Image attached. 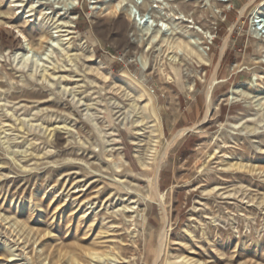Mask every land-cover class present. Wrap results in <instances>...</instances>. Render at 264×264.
I'll list each match as a JSON object with an SVG mask.
<instances>
[{"label":"rangeland","instance_id":"374dc122","mask_svg":"<svg viewBox=\"0 0 264 264\" xmlns=\"http://www.w3.org/2000/svg\"><path fill=\"white\" fill-rule=\"evenodd\" d=\"M24 1L58 22L35 19L12 0H0V99L9 100H0V116L10 108L29 123L59 122L67 130L60 131L58 141L54 136L48 141L36 128L42 137L35 142L37 150L47 153L29 163L28 156L21 158V151L30 147L26 134L16 129L0 134V161L5 162L0 164V264H75V259L80 264H264V127L246 132L220 126L243 110L255 113L260 108L264 48L258 42L264 40V0ZM182 2L185 16L179 17L186 24L173 19ZM111 6L116 15L108 14ZM157 16L171 22L164 33L178 36L180 27L187 25L191 39L208 53L207 65L192 67L190 95L179 83L166 80L159 61L164 48L142 47L147 38L144 22H153V29ZM60 22L74 26L69 42L79 43L84 54L77 61L75 79L81 86L74 90L75 97L73 89L61 90L63 83L56 77L49 87L28 77L25 69L17 72V60L10 53L24 45L23 33L30 55L47 65L43 48L56 46V39L65 34L55 28ZM51 57L60 60L57 52ZM212 73L217 78L214 105L205 119V89ZM125 81L133 85L126 87ZM235 88L251 99L228 98ZM135 89L144 93L142 98ZM23 90L35 94L9 98ZM145 112L159 119L161 134L145 118L142 134L132 139L121 120L126 116L130 122ZM91 120L108 132V139L115 138L111 144ZM196 120L202 127L189 130ZM137 148L148 167L140 165ZM8 149L18 150L16 158L28 167L21 169ZM118 153L126 162H119ZM237 162L245 167L237 168ZM157 170L158 192L146 178ZM117 180L124 187L117 188ZM124 206V212L115 213ZM89 251L104 256L95 260ZM112 255L118 259L110 260Z\"/></svg>","mask_w":264,"mask_h":264},{"label":"bare ground","instance_id":"6f19581e","mask_svg":"<svg viewBox=\"0 0 264 264\" xmlns=\"http://www.w3.org/2000/svg\"><path fill=\"white\" fill-rule=\"evenodd\" d=\"M12 1L15 3L17 8H19V7L26 8L27 9L26 12L28 13V16H34L35 19H42V20L46 19L47 21L48 20L52 21L53 24L58 22V20H55V19H54L55 21H53V17H51V16L48 17V14L46 12H43V11L40 12V10L37 11V8H35V5L33 3L28 4L24 0H12ZM57 1H59V0H53L54 3H56ZM181 4H184V3L182 2ZM183 6L179 8L180 11L175 13V15H178V16L174 15L175 18H173V19H178V20H180L181 23L186 24V23H188V21L187 20H183V18L185 16L184 11L186 9V5L184 4ZM261 7L264 10V4H262L260 6V8ZM146 10L147 9H144V11H146ZM108 14L116 15L117 14L116 8L114 6H111L109 8V10H108ZM179 15L181 17H183V18L180 19ZM173 19H172V21H173ZM168 24H171V22L168 23L167 19L165 17H163V16H157L156 17V19H155V28H153V29H152V25H154L153 22H151V21L144 22L142 31H143L144 35H147V38H145L144 42H142V47H143L144 51H146V50H148V49H150V48H152L154 46L163 47L164 48V52H166V53L164 54V57L159 59V61H161V63H164V68L163 69H165L166 80L169 81V82L179 83L181 85V89L184 90L188 95H190L194 91V83H193V81L190 78H188V77H192V75H191L193 73V68L192 67H194V64L201 65V66L202 65H207L210 62V59H209L207 51L202 50L197 45L198 43H196V41L191 39L190 36H191L192 33H191V31L188 30L189 27L187 25H185L183 27H180L179 33H178L179 35L175 36V33H169L168 34V33H164L163 32L164 30L168 29ZM55 28L58 29L57 32H64L65 34L60 35L59 38L56 39V46H53V44H47L43 48V52H46V51L48 52V54L44 53V55L47 57L48 60H50V62H48V64L46 63L47 65H44V62L40 61V60H42L41 58L38 59V58L33 57V55H30L31 49L29 48V43L27 42L28 40L26 39V36L23 35V33H21V35H22V37L24 39V42H25L24 45H22V44L21 45H16L15 44L16 48H14L13 50H10V53H12L13 61L17 60L15 62V67L18 68L17 72L18 71L22 72V70L25 69L26 72H27L28 77H30L32 79L35 78L36 81H40L41 84H45V86H49V87L54 85V84H52L50 82V80L56 77L57 80H59V81L61 80L60 83H63L61 90L64 92L65 90L70 91V90L73 89V91L72 92L70 91V93L73 95V97H75V91L74 90L78 86L79 87L81 86V85L78 84L79 80L75 79L77 77L76 71L78 70L77 61L81 60V56H83L84 54L81 53V47L79 46V43L78 44H71L69 42V39L72 37V36H70V34L74 33V26L73 25L72 26H66V25H64L63 23L60 22V23L56 24ZM62 28H65V29L61 30ZM209 33H211V32H209ZM35 36L36 35H34V37ZM42 37H43V35H40L38 37L39 47L43 46ZM63 37H67V38H63ZM227 37H228V35H227ZM63 40H66V42L63 43ZM227 43H228V38L225 40L224 46H226ZM258 46H261V47L264 48V40L258 42ZM90 51L92 52V50H90ZM53 52H57L59 54L60 60H58V58L56 59V58H52L51 57V54ZM141 58H142V61L144 63L149 61V60H147L145 54H143L141 56ZM152 61L157 63L158 60L154 57L152 59ZM61 63H63V64H61ZM65 63H69V64H65ZM87 68H88L87 69L88 71H92L91 67H87ZM108 71H110V70H108ZM102 72H103V70H102ZM57 73H59V74H57ZM18 76L20 77V81L21 82H25V80L22 79V74L21 73H19ZM261 77H263V76H261ZM1 78H2V76H0V86L3 84L2 81H1ZM9 78H10V80H12L13 76L10 77V74H9ZM216 81H217V78L215 77V73H214L211 76L209 82L207 83V87L205 89V99H204L205 100V103H204L205 104V115H204L205 119L209 117V113L212 111V106L214 105V104H212V95H213L214 87L216 85ZM131 83L132 82H130V81L129 82L125 81V84L127 85L126 87L132 86L133 84H131ZM72 84H76V85L68 86V85H72ZM239 88H241V87H239ZM55 89H57V88H55ZM45 90H47V89H45ZM135 91H136V96L138 98H142L143 97V95H144L143 92H141L138 89H135ZM22 92L23 93H21V94H13L12 93V94H10L9 98L10 99H15V98L22 97V96L23 97L24 96L25 97H29V94H33L34 93L31 90H23ZM52 94H53V92L49 93V96H51ZM226 95L228 96V98H231V99L234 98L235 101H238V100L246 101L248 99H251L246 92L240 91L238 88H235L234 90H231ZM31 97H33V96H31ZM43 97H44V95H43ZM39 98H41V97H39ZM259 99L262 100V101H259L257 103V105H259L260 108L263 109L264 108V106H263L264 105V96L260 97ZM0 100H5V102H9V100H7L5 98H1ZM47 101H49V100H47ZM150 101H151L150 98L145 101V103L143 105L144 111L146 110V107H147V105H148V103ZM79 102H80V98L76 99L74 104L77 105ZM49 103L50 104L51 103L54 104V102H51V101ZM245 103H247V102H245ZM26 104H27V102H26ZM117 104H119V102H117ZM54 105H56V104H54ZM44 106H46V105H44ZM88 106L89 105H87V107ZM129 107L135 109L136 105L133 102H130L129 103ZM260 108L257 109L255 113H251L250 112L251 110H248V109L243 110L239 115H237V117L233 118L232 120L228 119V120L225 121V123H220V126H222V128H224V127H226V125H228L232 129H236V130H240V131H246V132H254L255 130H259L261 127H264V114L260 113ZM5 109H6L5 110L6 111L5 115H8V114L9 115H8V117H5V115L4 116H2V115L0 116V125H1L0 134L5 133L7 130H12L13 131L14 129L18 130L22 135L26 134L25 142L28 144V146L30 145V147L27 146L28 148H26L25 150L21 151L24 154L23 156H21V158H25V157L28 156L29 158L28 159L26 158L27 162L28 161L31 162L30 160H33V159L37 162V161L40 160L39 159L40 156H42L45 153H47V150L45 152H43V153L42 152L40 153V151L37 150L38 147L36 146L35 142L37 140H41L42 139V137L39 136V134H38L39 131H43V133L42 132H40V133L43 134L42 136H44L43 138H45V140L50 141L52 139V137L54 136V140L58 141L61 138L60 134H59V133H61L60 131L61 130H67V126L65 124H60L57 121H56L57 123L54 126L53 125H43V122H40L38 124L29 123V121H30L29 119L26 120L25 118L24 119L23 118H19L18 116H16L14 114V112H11L10 108H8V109L5 108ZM39 110H40V108H39ZM118 111H120V110H118ZM43 113L45 114V112H43ZM140 113L141 112H138L137 114H140ZM44 114L42 116H44ZM254 116H256V118ZM92 117H93V115H92ZM11 118H13V119L11 120ZM145 118L146 119H150L149 120L151 122L150 127L153 128L152 130L153 131H157L158 134H161V130H160V127H159V119H156V118L152 117V115H150L147 112H145L144 114L136 116L133 120H130V122H128V121L126 122V120H127L126 116L121 120L122 124L127 126V128L129 129L130 135L132 136L131 137L132 139H138L139 136L142 134L141 130H144V128H145L144 125L146 123L144 121ZM217 119H218V116H217ZM43 121H44V119H43ZM91 121H93V124L96 125L99 133L102 132L101 137L105 138V141L108 143V145L111 144L112 141L115 138L112 139V140L108 139V136H107L108 132H106L105 130L100 128V126H97V124H96V122L94 120H91ZM202 122H204L205 124H208V122L206 120H203ZM200 126L202 127V125L200 124L199 120H196L195 122H193V126H191L189 128V130L194 129L196 127H200ZM36 128H39V131L37 133L34 132ZM28 136L29 137L31 136V137L28 138ZM140 141L139 140L135 141L136 147H139V145H140L139 142ZM260 141H262V140H260ZM44 143H45V141H44ZM111 149L112 148H110L109 150H106V151H110ZM167 150H168V148H167ZM17 153H18V150L17 151L16 150L15 151L14 150L7 151V155L9 154V156H11V158L13 159L14 162H18L19 165H20L19 167L21 169L22 168H24V169L27 168L28 165H24V163H22V160L19 161L20 157L18 159L16 158V157H18L20 155V154H17ZM135 154H136V157H137V159H138V161H139V163H140V165L142 167H148L149 166V164L147 162L143 161V156L141 155V151H140L139 148H137ZM251 156H249V157H251ZM16 160H18V161H16ZM118 160H119L120 163L126 162V160L123 158L122 154H119V153H118ZM4 163L0 161L1 165H3ZM34 164H32V165H34ZM244 164L241 163V162H237L235 165H237V168H243V167H245ZM113 165H115V164H113ZM156 165H158V164H156ZM231 166H233V165H231ZM156 168L158 169V167H156ZM154 170H153V172H154ZM146 178L149 181L152 180V182H153V184L155 186L154 189L155 190L157 189V192H158L159 191V183H158L159 172H158V170H157V173H152L150 175H147ZM117 182H118V184L116 186L117 188L121 189L122 187H124V186L120 185V180H117ZM159 195L160 194H158L157 196H159ZM158 203L161 206L162 213H163V211H164L163 210V203H162V201H158ZM127 207L128 206H124L123 208H118L115 211V213H117V211L124 212V210ZM18 224L20 225V227H24L21 222H18ZM163 229H162V231H163ZM89 255L91 256V258H93L95 260H99V259H101L104 256V254H102V253H97V252H93V251H89ZM105 255H107V253ZM109 258H110V260H117L118 259V257L116 255H112ZM75 262H76L75 264H80L79 261L76 260V259H75ZM189 264H191V263H189Z\"/></svg>","mask_w":264,"mask_h":264}]
</instances>
